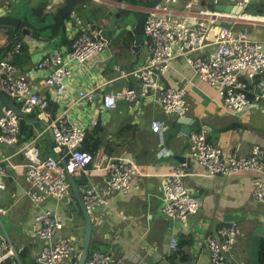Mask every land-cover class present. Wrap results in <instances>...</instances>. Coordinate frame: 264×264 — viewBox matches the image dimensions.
Returning <instances> with one entry per match:
<instances>
[{
    "label": "built area",
    "instance_id": "1",
    "mask_svg": "<svg viewBox=\"0 0 264 264\" xmlns=\"http://www.w3.org/2000/svg\"><path fill=\"white\" fill-rule=\"evenodd\" d=\"M63 0H48L44 11L53 14ZM218 0H211L212 4ZM251 0H241L242 7ZM182 7L177 8L174 4ZM200 0H165L146 9L143 24L144 58L132 71L115 66L117 77H133V84L116 90H104L108 81L101 75L85 83L76 84L77 74L95 65L94 57L107 47V41L93 27L94 15H80L72 11L64 19L63 33L69 43L48 45V41L32 33L8 35L4 29L1 45L9 44L8 56L24 46L32 65L20 70L8 59H0V90L26 113L37 110L43 129L29 134L21 141L20 116L4 103L0 113V144H18L24 162L0 157V192L7 187V178L20 175L24 181L22 195L39 209L32 214L28 233L43 240L36 252L40 264H76L81 245L74 236L58 234L63 222L44 204L50 198L66 201L70 197L69 175L86 177L79 189L87 213L90 215L108 204L117 193H128L140 177L137 165L142 162L114 161L106 152L92 154L80 149L89 128L100 125L119 99H124L132 113L139 112L144 104L154 102L165 114L185 116L190 103L184 86H167L162 76L173 60L183 59L192 75L216 88L224 106L242 110L254 101L264 100V83L257 85L258 76L264 74V43L250 38L245 28L235 26V14L216 10L194 9ZM195 13L196 17L190 16ZM4 13V12H3ZM2 13V14H3ZM0 14V15H2ZM250 21L264 23V15H248ZM40 81L41 87L37 85ZM57 102L62 109H48ZM82 104L81 112H70ZM158 119L150 121L153 132H161ZM51 133L55 147L62 155H41L37 142L44 133ZM188 155L209 172L227 175L242 170H264V148L255 144L251 154L241 155L235 150L227 153L221 146L207 140L203 128L189 132ZM69 154V156H67ZM96 164L102 171L92 174L84 167ZM252 195L264 206V177L256 175L250 183ZM11 205L0 201V264H22L20 253L24 244L16 246L2 224V217ZM200 201L183 182L181 173L163 176L162 211L170 216L185 218L196 213ZM240 226L232 221L217 229V236L208 235L196 240L205 247L212 264H226L227 253L233 247ZM174 250L177 239L169 241ZM110 250L92 249L83 264H118Z\"/></svg>",
    "mask_w": 264,
    "mask_h": 264
},
{
    "label": "crops",
    "instance_id": "2",
    "mask_svg": "<svg viewBox=\"0 0 264 264\" xmlns=\"http://www.w3.org/2000/svg\"><path fill=\"white\" fill-rule=\"evenodd\" d=\"M240 1L218 0L212 4L211 0H200V4L194 9L208 8L235 14L239 19L235 26L245 28L251 39L264 43V23L250 21L248 18V15L262 13L256 10L244 11V8L253 6L258 0H251L245 7L240 5ZM40 2L47 4L48 0ZM91 3L92 6L99 7V2ZM175 7L180 8L182 5ZM241 7L242 10L239 12L237 8ZM74 12L92 15L80 13L76 9ZM6 14L11 15L6 11L2 15ZM190 16L193 20L196 14L192 12ZM2 33L4 31L0 33V40L3 38ZM58 37L42 38L46 39L50 46L69 43L64 33L63 41ZM119 47L117 44L110 45L100 55L95 56V65L83 74H77L76 84L88 83L101 75L102 80L108 81L104 90H116L132 85L133 77H117L114 67L118 66L125 71L135 69L143 61L144 46L136 50L131 49L133 55L129 58L118 49ZM122 60L127 61L124 63ZM162 80L167 86L185 87L186 98L190 103L189 111L184 116L187 118L186 122H182L181 116L177 114H165L154 102L144 104L139 112L132 113L127 102L119 99L116 106L108 110L104 122L97 125L103 128L101 131L103 141L92 154L106 152L114 161L132 159L142 162L137 165V170L142 176L134 178L137 187L134 186L128 193H115L108 204L98 207L91 215V241L94 249L112 251L119 260L118 264H212L207 249L198 247L196 240L208 235L217 236L218 228L235 221L240 226V233L227 253L226 264H260L261 244L264 241V206L252 195L250 183L256 175L264 177V170H242L227 175L214 174L194 161L188 155L187 149L189 132L200 128L205 129L210 143L221 146L227 153L236 150L238 154L249 155L255 144L264 148V100L254 101L242 110L224 106L216 88L195 78L181 58L173 60ZM255 82L258 86L263 84L264 74L258 76ZM37 85L42 88L39 80ZM2 104L0 99V113ZM62 108L63 105L57 102H50L48 107L53 112ZM72 110L70 112H81L82 104ZM33 112L36 118L31 116L33 118L28 120L27 114L24 119V123H27L25 132L30 134H33L32 124L37 122L43 124V121L37 118V110ZM153 118L163 124L161 132L151 131L150 121ZM49 135L47 144L53 149L55 156L49 152L46 154L57 158L58 152L55 150L51 134ZM23 138L21 134L20 140L23 141ZM162 147L166 150L161 151ZM6 156H11L13 161L24 162L18 144H0V157ZM87 172L97 174L99 171L89 167ZM169 173H181L189 192L198 198L200 208L196 213L179 218L167 216L168 214L162 211L163 176ZM69 176L74 178L73 175ZM12 179L14 183L11 184ZM23 186L24 181L20 175L7 178V187L0 192V201L11 207L2 217V224L16 246L20 244L28 246V259L31 264H40L36 260V252L44 241L28 233L33 213L31 214L30 209L28 215L25 208V203L29 200L22 195ZM70 192L69 201L77 204L78 214L68 210L64 201H57L54 198H50L44 207L50 208L63 222L64 225L57 231L58 234L74 236L81 245L84 217L72 188ZM15 213L20 216L18 221L23 230L21 235L15 233L14 226L7 228L3 221ZM72 214L75 218L73 224L69 220L72 219ZM240 223L245 226L243 232ZM172 237L178 242L176 250L169 244ZM241 239L244 245H239Z\"/></svg>",
    "mask_w": 264,
    "mask_h": 264
},
{
    "label": "water",
    "instance_id": "3",
    "mask_svg": "<svg viewBox=\"0 0 264 264\" xmlns=\"http://www.w3.org/2000/svg\"><path fill=\"white\" fill-rule=\"evenodd\" d=\"M92 1L99 2V8L94 15L95 23L93 27H95L99 31V36L103 37L107 41L108 46L117 44L120 45L118 49L120 51H123L127 47L136 50L143 46V24L147 14L146 9L149 7H153L159 2L163 3L165 0H63L59 3L60 7L58 9V12L63 15H67L74 11L78 5L89 3ZM237 9L240 12L242 10V7ZM252 10H256L257 12L264 15V0H258L253 6L244 8L245 12ZM19 21L20 18L14 15H0V28H4L7 31H12L14 25ZM23 32L25 34H29L31 33V29L24 28ZM10 45L11 43L7 45V48H9ZM0 99L5 105L11 107L20 116V130L22 131L26 113L22 111L14 103V101L11 98L7 97L6 94L1 90ZM180 120L182 122H186L187 118L183 116L180 117ZM160 134L162 136V133ZM55 150L58 152L59 156L62 155V151L58 146L55 147ZM164 150H166V148L162 147L161 151ZM67 156H69V154ZM177 158L180 159V157L178 156ZM70 183L73 193L82 211L85 222L81 244L82 248L76 262V264H83L89 252L92 223L91 217L85 209L82 195L75 179L71 177Z\"/></svg>",
    "mask_w": 264,
    "mask_h": 264
},
{
    "label": "trees",
    "instance_id": "4",
    "mask_svg": "<svg viewBox=\"0 0 264 264\" xmlns=\"http://www.w3.org/2000/svg\"><path fill=\"white\" fill-rule=\"evenodd\" d=\"M45 3H39L36 6L32 8V15L34 17V20L29 19L25 14L21 13L18 14L17 17L20 18V21L14 25V28L12 31H5L8 35H22L24 32V28H30L31 33L39 36L44 37L47 39H52L57 36L60 39V41H63V28H64V19L69 16L63 15L60 12H58V9L60 5L56 7V10L54 14H49L44 11ZM7 45L4 44L1 45L0 48V59H8L10 62L14 63L20 70H24L26 67H28L31 63L30 55L28 54L26 48L22 46L18 52H14L10 56H8L7 53ZM33 114V113H32ZM27 129V123H24V129L21 133L22 136H24L23 139H25L30 133H26ZM102 126H94L93 128L89 129L86 133V136L81 143L80 149L83 151H88L90 153H94L98 147V145L103 141L102 139ZM25 133V135H23ZM69 182H70V176H67ZM74 179L76 181V184L78 186L85 180V178L82 177H75ZM71 187V183H70ZM71 189V188H70ZM73 195V194H72ZM74 197V195H73ZM92 241H90L89 251L94 249ZM262 252L260 255V264H264V241L261 244ZM178 249V247H177ZM29 249L28 246H25L23 250L20 253V259L22 264H31L30 260L28 259ZM2 264H11V260H7L3 262Z\"/></svg>",
    "mask_w": 264,
    "mask_h": 264
},
{
    "label": "rangeland",
    "instance_id": "5",
    "mask_svg": "<svg viewBox=\"0 0 264 264\" xmlns=\"http://www.w3.org/2000/svg\"><path fill=\"white\" fill-rule=\"evenodd\" d=\"M43 1V0H42ZM46 1V0H44ZM42 3L40 2V0L34 1V0H0V12H9L11 13V15L17 16L18 14H25L29 19L34 20V17L32 15V8L34 6H36L37 4ZM45 3V2H44ZM179 4L176 3L174 4V6H178ZM98 6H92V3H85V4H81L78 5L76 7V10L80 13H86V14H92L95 15L96 11L98 10ZM4 29L0 28V33L3 32ZM3 34V33H2ZM123 54H126V57H131V55H133V52L131 51V49L129 47H127L126 49L123 50ZM127 60H125L126 62ZM121 62H124V60H122ZM124 62V63H125ZM34 116L33 114H29L28 115V120L32 119ZM34 118H36L34 116ZM32 130H33V135H36L38 132H40L43 129V124L41 122H37L36 124H32ZM44 138H39L38 142H37V146L40 149L41 155H45L46 152H49L50 154H53L55 156V153L53 151V149L48 146L47 141L50 139V135L45 132L44 133ZM142 156V154L140 155ZM11 181V180H10ZM14 183L13 179L11 181V184ZM70 200V197H69ZM66 200L64 201V204L67 206L68 210L70 211H75L78 214V206L74 201H69ZM75 207V209H74ZM25 208L28 210V215L30 214L29 212L31 211L32 213H35L39 208L37 206H35L33 203H31L30 201H28V203H25ZM31 209V210H30ZM72 219L71 220V224H73L75 222V218L72 214L71 216ZM18 219H20V216L18 215V213H15L12 215L11 218H4V224L7 228H9L10 226H14L15 230H16V234L17 235H21L23 234V230L21 229V224L19 223ZM241 225V229L242 232L245 231V226L240 223ZM244 241L241 239L239 245H244ZM17 245V244H16Z\"/></svg>",
    "mask_w": 264,
    "mask_h": 264
},
{
    "label": "bare ground",
    "instance_id": "6",
    "mask_svg": "<svg viewBox=\"0 0 264 264\" xmlns=\"http://www.w3.org/2000/svg\"><path fill=\"white\" fill-rule=\"evenodd\" d=\"M98 166V165H97ZM95 166V165H92V166H86V167H84V170L85 171H87L88 170V168L90 167L92 170H95V171H102V167H100V166Z\"/></svg>",
    "mask_w": 264,
    "mask_h": 264
}]
</instances>
